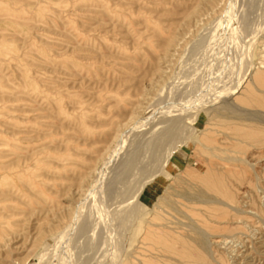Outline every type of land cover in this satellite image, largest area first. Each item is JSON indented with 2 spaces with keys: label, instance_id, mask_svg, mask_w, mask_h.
<instances>
[{
  "label": "rangeland",
  "instance_id": "1",
  "mask_svg": "<svg viewBox=\"0 0 264 264\" xmlns=\"http://www.w3.org/2000/svg\"><path fill=\"white\" fill-rule=\"evenodd\" d=\"M0 264H264V0H0Z\"/></svg>",
  "mask_w": 264,
  "mask_h": 264
}]
</instances>
